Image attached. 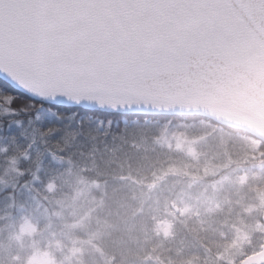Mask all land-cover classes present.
<instances>
[{"label": "trees", "instance_id": "16d2710c", "mask_svg": "<svg viewBox=\"0 0 264 264\" xmlns=\"http://www.w3.org/2000/svg\"><path fill=\"white\" fill-rule=\"evenodd\" d=\"M230 174L261 178L264 196L262 139L199 113L58 106L0 85V264H21L23 222L55 264H232L218 215L183 214L195 183Z\"/></svg>", "mask_w": 264, "mask_h": 264}, {"label": "snow or ice", "instance_id": "6c2138e0", "mask_svg": "<svg viewBox=\"0 0 264 264\" xmlns=\"http://www.w3.org/2000/svg\"><path fill=\"white\" fill-rule=\"evenodd\" d=\"M257 45L264 0H0V85L58 106L159 107Z\"/></svg>", "mask_w": 264, "mask_h": 264}, {"label": "water", "instance_id": "95a60500", "mask_svg": "<svg viewBox=\"0 0 264 264\" xmlns=\"http://www.w3.org/2000/svg\"><path fill=\"white\" fill-rule=\"evenodd\" d=\"M126 109L152 113H199L249 131L264 141V46L251 48L207 85L182 94L174 101H167L159 107L134 105ZM252 262L264 263V245L244 264Z\"/></svg>", "mask_w": 264, "mask_h": 264}, {"label": "rangeland", "instance_id": "374dc122", "mask_svg": "<svg viewBox=\"0 0 264 264\" xmlns=\"http://www.w3.org/2000/svg\"><path fill=\"white\" fill-rule=\"evenodd\" d=\"M190 146H187V149H194ZM211 173L212 171L209 170L205 172V175ZM246 178L247 176L234 177L230 174L215 183L203 184L199 181L194 184V186L199 184L198 187L200 188H197L193 200L190 198L189 203L183 208V214H188L190 218H195L202 207L206 210L211 221L214 219V215H218L221 222H217L219 223L218 233L221 235L220 238L221 240L226 239L228 238L227 235H231L232 241L226 244V247L230 251L234 250L235 255L240 252L242 245L248 241V230L257 227L260 218V204L264 197L261 196V185L263 183L261 178ZM81 201H83L81 198H74V200H69L66 206L68 209H74L80 205ZM65 215L67 216L68 213ZM54 219L63 227L66 226V219L63 214L56 216ZM168 228L170 226L164 230ZM17 229L15 242L20 244V248L15 253H17L16 258L19 263L55 264L50 254L44 251L41 246L43 236L37 233L33 226L28 222H23L18 225ZM4 232H6L5 229H2L1 233ZM50 234L54 235V232L52 231ZM10 242L12 243V240ZM9 261L12 264L11 258H9Z\"/></svg>", "mask_w": 264, "mask_h": 264}, {"label": "flooded vegetation", "instance_id": "af4514ba", "mask_svg": "<svg viewBox=\"0 0 264 264\" xmlns=\"http://www.w3.org/2000/svg\"><path fill=\"white\" fill-rule=\"evenodd\" d=\"M263 196V192H261ZM260 219L258 220V225L255 229L248 230L247 239L248 241L245 242L242 247L240 248V252L236 254V256L232 260V264H244V261L260 252L263 249L264 245V220H263V213H264V197L263 201L260 204ZM248 264H264V263H248Z\"/></svg>", "mask_w": 264, "mask_h": 264}]
</instances>
